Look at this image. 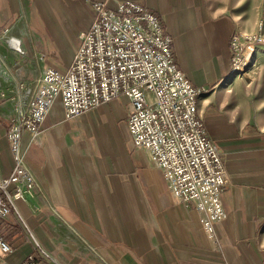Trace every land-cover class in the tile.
I'll use <instances>...</instances> for the list:
<instances>
[{
  "label": "crops",
  "instance_id": "obj_1",
  "mask_svg": "<svg viewBox=\"0 0 264 264\" xmlns=\"http://www.w3.org/2000/svg\"><path fill=\"white\" fill-rule=\"evenodd\" d=\"M124 1L158 17L177 69L206 90L196 110L229 177L225 219L209 239L193 207L170 196L161 172L131 141L126 98L70 119L57 101L35 145L22 134L36 186L0 221L11 248L0 264H22L28 255L36 264H264V112L257 104L264 100L253 103L251 88L232 73L239 0H0V179L14 167L9 120L26 106L43 68L66 71L94 3Z\"/></svg>",
  "mask_w": 264,
  "mask_h": 264
},
{
  "label": "built area",
  "instance_id": "obj_2",
  "mask_svg": "<svg viewBox=\"0 0 264 264\" xmlns=\"http://www.w3.org/2000/svg\"><path fill=\"white\" fill-rule=\"evenodd\" d=\"M93 9V21L66 71L45 66L26 106L9 120L6 136L14 167L0 179V221H9L13 201L36 186L26 165L22 134L26 132L29 145H35L40 125L57 101L70 119L122 96L133 145L161 172L170 196L193 207L204 235L212 239L214 224L225 219L221 195L229 177L197 115V97L206 90L191 85L177 69L171 38L152 12L131 1L114 8L96 2ZM257 29L249 38L232 36V73L242 75L247 56L256 54L251 46L245 49L248 53H240L238 40L260 44L262 23ZM11 38L5 37L6 42ZM9 253L11 248L0 237V256ZM22 264H36L35 256L28 255Z\"/></svg>",
  "mask_w": 264,
  "mask_h": 264
},
{
  "label": "rangeland",
  "instance_id": "obj_3",
  "mask_svg": "<svg viewBox=\"0 0 264 264\" xmlns=\"http://www.w3.org/2000/svg\"><path fill=\"white\" fill-rule=\"evenodd\" d=\"M238 7L242 8L241 32L242 36L252 37L258 30L257 26L262 23V41L260 44L253 43V39L238 40L240 53L246 52L248 46L254 47L255 55L247 56L245 71L242 75L233 73L239 77L252 90L253 103L264 100V0H239ZM259 54V55H258ZM250 61V62H249ZM264 112V102L257 103Z\"/></svg>",
  "mask_w": 264,
  "mask_h": 264
},
{
  "label": "water",
  "instance_id": "obj_4",
  "mask_svg": "<svg viewBox=\"0 0 264 264\" xmlns=\"http://www.w3.org/2000/svg\"><path fill=\"white\" fill-rule=\"evenodd\" d=\"M8 47H10L13 50L19 51V41L15 38H11L9 41L6 42Z\"/></svg>",
  "mask_w": 264,
  "mask_h": 264
},
{
  "label": "bare ground",
  "instance_id": "obj_5",
  "mask_svg": "<svg viewBox=\"0 0 264 264\" xmlns=\"http://www.w3.org/2000/svg\"><path fill=\"white\" fill-rule=\"evenodd\" d=\"M250 62V61H249ZM235 76V75H234Z\"/></svg>",
  "mask_w": 264,
  "mask_h": 264
}]
</instances>
